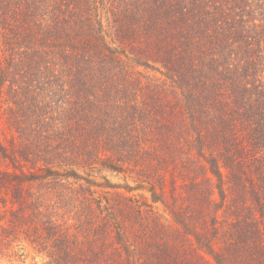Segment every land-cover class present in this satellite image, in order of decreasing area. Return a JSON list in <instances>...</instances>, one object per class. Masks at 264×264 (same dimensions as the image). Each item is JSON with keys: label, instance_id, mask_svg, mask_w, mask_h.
Wrapping results in <instances>:
<instances>
[{"label": "trees", "instance_id": "trees-1", "mask_svg": "<svg viewBox=\"0 0 264 264\" xmlns=\"http://www.w3.org/2000/svg\"><path fill=\"white\" fill-rule=\"evenodd\" d=\"M0 110L8 222L50 264H264V0H0ZM98 165L165 215L94 196Z\"/></svg>", "mask_w": 264, "mask_h": 264}, {"label": "rangeland", "instance_id": "rangeland-1", "mask_svg": "<svg viewBox=\"0 0 264 264\" xmlns=\"http://www.w3.org/2000/svg\"><path fill=\"white\" fill-rule=\"evenodd\" d=\"M148 74L161 77L159 73L153 71H148ZM5 137L6 139H4ZM8 137L9 132L5 124V118L0 110V138L4 142L7 141ZM100 167V165L94 167L88 176L82 171H79L83 177L91 181V189L94 191V196H101L104 195V193L108 196L114 191H119L125 195H135L146 204H151L157 212L163 213L162 204L160 202H152L151 193L148 191L149 187L152 186L150 183L143 181V178L139 180L138 176L131 171L120 173L109 172ZM184 181H188L186 177L182 180L176 179L178 185L175 186L176 190L173 191V194L178 195L179 192L182 191L180 187ZM107 184L110 186H105ZM166 184L164 188L165 193L160 194L158 192L157 194V197L164 198L165 202L170 200L168 197L171 195L170 192L172 191L170 179L167 180ZM96 185H102V187ZM11 186V184H8L7 187L0 190V264H50L49 258L46 257L45 253L37 250L27 241L20 227H13L12 224H9L8 219L11 217L10 213L12 209L16 207V203H14L15 200L12 197ZM163 214L165 215V213ZM166 217L168 218L167 215ZM201 262L202 260L200 259L195 260L196 264H202Z\"/></svg>", "mask_w": 264, "mask_h": 264}]
</instances>
